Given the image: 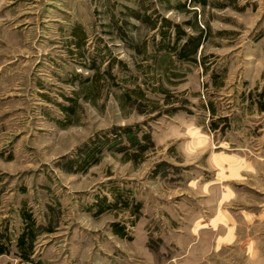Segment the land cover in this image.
<instances>
[{
	"label": "rangeland",
	"instance_id": "rangeland-1",
	"mask_svg": "<svg viewBox=\"0 0 264 264\" xmlns=\"http://www.w3.org/2000/svg\"><path fill=\"white\" fill-rule=\"evenodd\" d=\"M183 1L0 0V228L33 223L20 264H263L264 250L213 230L212 211L217 196L224 223L264 208V115L249 105L264 103V0ZM194 15L207 30L195 62L157 47L150 23L194 33ZM127 126L138 157L108 149L68 170L90 137ZM232 191L250 205L227 203Z\"/></svg>",
	"mask_w": 264,
	"mask_h": 264
},
{
	"label": "trees",
	"instance_id": "trees-1",
	"mask_svg": "<svg viewBox=\"0 0 264 264\" xmlns=\"http://www.w3.org/2000/svg\"><path fill=\"white\" fill-rule=\"evenodd\" d=\"M192 3L194 5H199L205 7L210 4L209 0H184L182 5L186 4V2ZM218 7H222L223 5H216ZM136 18L149 22V19L145 17H141L137 13H134ZM156 21V20H155ZM151 28L153 30H157L159 34V40L157 41L158 48H166L169 51H172L179 61H196V55L200 47H202L207 30L201 29L198 26L196 15H194L193 22L186 21L184 24H188V26L194 30V33H188L182 27V24L173 22L166 17H161L159 21L150 23ZM143 46V45H142ZM142 46H135L138 51L142 50ZM75 107V101L72 105L63 106L62 109L65 111L68 116L73 111ZM215 126V125H214ZM214 128V127H213ZM111 137L108 134H96L90 137L87 141H85L80 147H78V157L76 160L70 161L68 163V170L73 172H86L88 168L92 165L96 164L100 160V155L103 151L112 149L116 152H122L124 154L130 155L128 160L135 159L138 157L142 151L146 148V146L141 143L143 140L139 139L135 133H133L131 127H113L111 129ZM124 136H129V141L124 140ZM149 142V137L147 135L143 136ZM128 144V145H127ZM131 147H136V151L129 152ZM116 196V204L117 202H123L124 205H128L129 201L127 198L122 197L120 194H115ZM106 206L112 205H100L98 207L97 212H102L105 210ZM138 207H135V211H137ZM26 229L24 232V236L27 239H31L32 233V222L27 221ZM112 231L115 234L123 236V226L118 223H112ZM3 252V248L0 246V253Z\"/></svg>",
	"mask_w": 264,
	"mask_h": 264
},
{
	"label": "crops",
	"instance_id": "crops-1",
	"mask_svg": "<svg viewBox=\"0 0 264 264\" xmlns=\"http://www.w3.org/2000/svg\"><path fill=\"white\" fill-rule=\"evenodd\" d=\"M250 101V106L255 105L254 112L256 113V115H264V103H262L260 99H258L259 103H256V101L253 99H251ZM256 132H258L257 137L263 136L264 138V127L258 125L256 128ZM255 148L258 150L257 152L264 153V143L256 146ZM238 164L241 166L239 168L243 170L254 169L252 165L250 167L246 163ZM238 164L234 166H238ZM239 184L249 186L243 181H240ZM258 188H262L264 190V184H260ZM226 200L227 203L232 202V200H242L243 204L250 205V200L244 201V199H238L237 194L233 191L227 195ZM219 206L220 199L217 196L216 208L212 211V219L217 218L216 227H214L213 230H216L218 233L219 227L221 226V224H223L226 230L224 234H226L227 236L222 235L220 236L221 238H227V242L243 240L242 242L247 243L250 246L252 245L253 249L257 248L258 250H264V208L252 210L249 206H242L243 208L237 212H233L229 209L225 210L224 216L226 218V222L224 223V220L223 222L219 221ZM258 206H260V204ZM238 218H241V222L238 221ZM20 220L21 223L22 221H24L25 224L27 222V218L25 215H23L22 218L20 217ZM25 224L23 226H25ZM239 228H241V230ZM25 229L22 228V231H19L17 235L10 237L6 229L0 228V246L3 248V252L0 253V264H8V260L13 261V263L10 262V264H20L21 262H23V259L33 255L32 238L29 240L24 236ZM239 231H241L242 237L238 236L237 233H239ZM255 233H258L257 238L254 236ZM255 244H257L256 247ZM12 250H14L15 253L13 255V258H10L9 255L11 254ZM259 260L264 264L263 257L260 256Z\"/></svg>",
	"mask_w": 264,
	"mask_h": 264
}]
</instances>
